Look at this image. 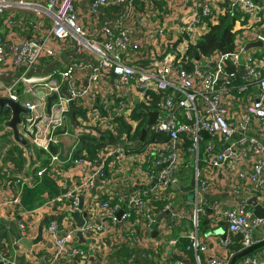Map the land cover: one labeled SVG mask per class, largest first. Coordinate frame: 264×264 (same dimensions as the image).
Listing matches in <instances>:
<instances>
[{"label": "built area", "instance_id": "built-area-1", "mask_svg": "<svg viewBox=\"0 0 264 264\" xmlns=\"http://www.w3.org/2000/svg\"><path fill=\"white\" fill-rule=\"evenodd\" d=\"M163 6H177L182 23L168 26L160 17ZM227 13H236L240 24L234 47L207 54L196 50L199 56L189 58L188 45ZM258 39L262 46L243 52L248 41ZM51 61L55 65L49 72L27 74L30 67ZM0 70L12 71L9 80L0 79V89L5 91L0 96L27 109L21 115L24 130L20 132L30 152L42 150L49 157L47 166H38L27 177L11 165L5 168L18 188L0 199L1 210L27 233L33 225L28 217L37 210L21 209L20 194L48 174L65 188L44 198L49 213L86 212L78 225L49 217V256L39 255L40 264H65L63 258L84 257L86 250L75 246L77 230L98 250L103 248L100 241L111 244L104 238L119 229L124 241L132 242L135 226L150 228L154 223L157 201H165L161 208L168 212L162 234L166 237L171 226L188 213L165 193L171 184H178L177 173L187 151L197 173L201 167L195 180L204 189L213 173H205L199 161L209 170L242 162L244 171L238 177L247 176L248 187L240 191L243 188L235 181L234 195H255L264 207V0H149L146 4L143 0H0ZM51 94L55 96L47 109ZM138 102L144 109L156 110L157 116L136 146L140 134L135 137L134 131L144 118L134 114L139 111L135 110ZM71 104L76 107L72 118L68 115ZM69 121L77 141L86 134L101 139L93 156L84 143L79 155H73L74 150L63 155L53 150L70 135L65 127ZM124 124L128 132L120 130ZM203 130L210 140H204ZM57 165H67L64 177H57L58 172L62 176ZM126 174L140 183L154 181L152 192L143 187L125 197L123 188L115 186ZM111 179L114 187L106 189ZM86 193L91 196L83 209L80 201ZM234 203L214 201L189 211L195 226L187 234L193 264H229L236 252H210L202 257L207 247L197 229L199 212L206 208L209 227L227 223L220 237L222 246L237 235L238 250L264 238V218L253 214L250 205ZM94 209H102V215L92 221ZM176 241L168 238L167 243ZM1 263L27 264L0 253ZM236 264H264V245L238 258Z\"/></svg>", "mask_w": 264, "mask_h": 264}, {"label": "crops", "instance_id": "crops-1", "mask_svg": "<svg viewBox=\"0 0 264 264\" xmlns=\"http://www.w3.org/2000/svg\"><path fill=\"white\" fill-rule=\"evenodd\" d=\"M144 4L148 3L149 0H143ZM161 13L160 17L167 23L170 27L178 26L182 23V13L177 6H173L172 8H168L166 6L160 7ZM24 114V113H23ZM22 115V114H21ZM74 123V122H73ZM69 131L70 135L64 136L62 140H60V147H54V150L61 151L62 155L66 152L73 151V155H79L81 153V148L83 143H89V139L87 135H82L79 141L73 136L74 128L72 122H68L65 126ZM209 136V135H208ZM208 136H205L204 140H210ZM94 138V137H91ZM19 148H15V153H18V149L21 151L20 159L22 163L19 167L12 159H7L4 163H2V167H0V199L5 195V193L14 192L18 185L12 183L11 175L5 172V168L11 165L12 168H18L21 171V175L27 177V175H33L38 166H47L49 157L48 153L42 150H35L34 153H31L28 148V143L22 144L16 141L13 137V133L10 127L3 126L0 124V155L3 152L4 148L8 145L16 146ZM74 145V147H72ZM87 145V144H86ZM19 155V154H18ZM198 164L203 165L202 169L205 173H213L209 178L208 186L204 189L201 185L197 186L195 178H191V169L195 167L193 159L191 158V153L187 151L184 155H182V164L178 170V184H171L165 191V193L169 196V198L173 199V202L177 204V206L181 209L184 208L188 211V213L176 221L170 229V232L166 237H163V229L165 227L164 222L168 219L167 210H163L161 205L163 203L157 201V211L154 223L150 228H145L143 224L137 225L134 227V236L133 241L130 243H126L124 241V236L122 235L120 229L117 232H112L108 238H104V242L112 241L111 244H103L100 241V244L103 246L101 250L96 249L91 241H88L85 237L75 241V246H80L86 250V255L84 257L76 256L73 258H63L65 264H124L127 259H132L130 264H175L177 261L183 264H193V254L187 253L183 248L177 246L178 238L187 237V234L193 230H195V226L192 222V214H190V210L194 209L195 205L198 207L205 206L207 204H211L214 201H219L221 204H227L229 202H234L231 197H243V196H235L234 195V184L235 181L239 182V186L243 189L240 191H244L248 187L249 178L247 176L241 178L238 177V172L244 171V164L242 162H229L227 165H221L219 167H215L213 169L207 168L204 166V162L199 161ZM18 167H17V166ZM192 165V166H191ZM59 171L61 170V174L57 173V177H64V170L67 168V165H57ZM159 167L156 166V169ZM118 171V170H117ZM49 185L43 192V200L39 203L35 201L32 206H28L27 203L24 202L27 198V194H20L21 202L20 208L23 210H27L28 208L35 207L37 211L32 212L29 215L30 221L33 222V225L30 227V230L24 233V236L31 243L29 246H25L21 243L17 242L16 237L13 232L3 225L4 227H0V232L4 234V242L0 243V253L12 258L13 256L18 259L20 262H26L27 264H40L38 256L41 254H47L50 249L49 242V233L47 230V221L49 217H52L57 220H62L65 222H71L75 225L81 224L84 220L85 211H76V212H59L52 211L49 213V203H43L44 198L49 195H57L61 192H64L62 188L56 183L54 177L46 174ZM127 175V174H126ZM43 176H41L42 178ZM74 175L67 178L65 180V184H69L73 179ZM154 185V181L145 180L141 183L133 180L129 174L126 176V179L122 181L120 185L115 187L123 188L124 195L132 193V191H136L138 189H142L146 187L152 192ZM32 187V186H30ZM113 179L107 183L106 189L113 188ZM51 189H55L54 191ZM91 196V193H86L85 198L80 201V205L83 209L88 207V201ZM0 207V216H3L8 219H14L10 213H6L1 210ZM206 208V212H208ZM102 209H94L95 217L92 221L97 220L101 217L100 214ZM199 212V222L197 235L202 243L206 244V251L202 253V257L210 252H217L225 254L230 250L228 246H222L220 242V237H222L221 232H213L215 228L222 226L225 222H223L220 226L215 228H211L207 224V213ZM104 213V210L102 211ZM200 227L202 228L201 234L199 233ZM156 231L153 235L152 231ZM226 227L224 228V232ZM201 236V237H200ZM176 239L175 245H169L167 243L168 238ZM76 239H78L76 237ZM101 239V237H100ZM78 242V243H77ZM98 244V243H97ZM127 250V252H124ZM102 253V257H101ZM127 253V254H125ZM204 260V259H203ZM2 264V263H1Z\"/></svg>", "mask_w": 264, "mask_h": 264}, {"label": "trees", "instance_id": "trees-1", "mask_svg": "<svg viewBox=\"0 0 264 264\" xmlns=\"http://www.w3.org/2000/svg\"><path fill=\"white\" fill-rule=\"evenodd\" d=\"M238 22V15L236 13H227L224 15H221L219 17V21L217 23H210L209 29L205 31L197 40L195 43H190L187 48V54L189 55V58L194 57L195 51L198 50V52L202 54H207L212 52L213 50H220V51H226L232 49L234 47L235 39L237 37V28L239 26ZM47 62V61H46ZM142 102H138L135 105V110L139 109V111H134L135 113H138V116H144V118L140 121V123L137 125L134 131V136L137 137L138 134L141 132V128L146 125V116L147 115V109H144ZM10 116L9 109H6L2 106H0V124H3L5 119H7ZM129 131L128 125L124 124L120 127V130ZM151 130L148 131V135L150 134ZM153 135H157L158 137L163 135L165 137V134L160 133H152ZM88 138V137H87ZM102 138V137H101ZM89 143L87 142L86 147L88 151L90 152L91 156L95 154V151L99 148V146L102 144L101 139L99 137L94 138H88ZM190 144V141L188 143H185V147ZM15 148H19L18 145L16 146H7L4 148L3 152L0 155L2 163H4L8 158L15 161L17 165H21L22 160L19 158L21 155V151L18 149V153H15ZM55 148H53L54 150ZM202 150L203 146H200L199 149V155L202 156ZM19 154V155H18ZM0 164V167H2L3 164ZM16 165V166H17ZM18 167V166H17ZM18 167V168H19ZM46 174H43V177L40 178L35 185L32 187H24L23 193L27 194L26 200H24L25 203H27L28 206H32L35 201H38L37 203L41 202L43 200V192L47 188V185H49V180L46 177ZM55 190V189H51ZM0 227H4L2 224H0ZM4 234L0 232V243H3L4 240ZM239 235L235 236L233 238V242L228 245L230 248L229 251H237L239 249V242H238ZM177 246L180 248H183L187 253L193 254V249L191 248V242L188 237H180L178 238ZM124 252H127V250H124ZM45 254L47 257L49 256V252H46ZM127 254V253H125Z\"/></svg>", "mask_w": 264, "mask_h": 264}, {"label": "water", "instance_id": "water-1", "mask_svg": "<svg viewBox=\"0 0 264 264\" xmlns=\"http://www.w3.org/2000/svg\"><path fill=\"white\" fill-rule=\"evenodd\" d=\"M255 46H262V42L261 40H254V41H248L243 49V52H245L246 50H248L251 47H255ZM195 56L198 57V52L196 51ZM55 65L54 61H51L50 63L45 64L43 67L40 66H32L29 68L27 74L31 75L34 73H39V74H45L47 72H49V70ZM242 72V71H241ZM12 76V71L11 70H7V71H2L0 70V79L2 80H9ZM63 89L65 90V88L63 87ZM55 96V94H51L50 96H48V102H47V109L49 107V103L51 101V99ZM0 106L9 109L10 111V116L5 119V121L3 122V126H7L10 127L13 133V137L16 141L22 143V144H26L27 143V139L21 134V132L18 129V123L21 120V114L27 112V109L22 107L20 105L19 102L6 97V96H0ZM76 107L75 105L71 104V108L68 112L69 117L72 118L73 113L75 111ZM147 113L149 114V118L146 122V125L143 126L141 128V132L139 135V139L138 141L135 143V145H139L140 141L144 138L146 132H147V128L149 125H151L153 123V121L156 119L157 116V111L156 110H146ZM202 133L205 136H208L209 133L206 130H203ZM63 191L65 190V188L62 189ZM232 200H235L237 203H244V204H248L251 206L252 208V212L253 214L257 215V216H261L264 218V207L261 205V203H259L257 201V198L255 195H252L248 198L245 197H231ZM120 212V211H119ZM0 224L5 225L6 227H8L14 234V236L17 239L18 243H21L25 246H29L30 245V241L27 240L25 238V236L23 235V233L21 232L20 228L18 227L17 221H15L14 219H8L5 218L3 216H0ZM227 223L225 222L222 226L217 227L214 229L213 232H221L222 237H224L225 232H224V228L226 227ZM156 233V231H152V234L154 235ZM75 235L77 236V240L78 242L83 239V235L82 233L77 230ZM77 242V243H78ZM264 245V238L257 240L255 242H253L252 244L234 252L229 260V264H236V260L238 258H240L241 256L245 255V254H249L251 253L253 250L261 247Z\"/></svg>", "mask_w": 264, "mask_h": 264}, {"label": "rangeland", "instance_id": "rangeland-1", "mask_svg": "<svg viewBox=\"0 0 264 264\" xmlns=\"http://www.w3.org/2000/svg\"><path fill=\"white\" fill-rule=\"evenodd\" d=\"M0 95H5V91L3 90V89H0ZM23 124H24V122H22V121H20L19 123H18V128H19V131H23L24 129H23ZM192 166V165H191ZM201 167H200V169H198V173H197V171H196V169H195V167H193L192 169H191V178H195L196 176L198 177V176H200L201 175ZM229 204L231 205V204H235L234 202H229ZM201 232H202V228L200 227V231H199V233L201 234ZM201 237V236H200Z\"/></svg>", "mask_w": 264, "mask_h": 264}]
</instances>
